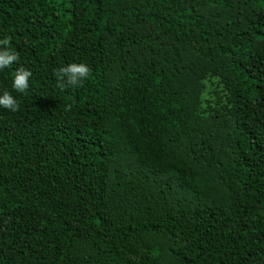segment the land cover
<instances>
[{"label": "trees", "instance_id": "1", "mask_svg": "<svg viewBox=\"0 0 264 264\" xmlns=\"http://www.w3.org/2000/svg\"><path fill=\"white\" fill-rule=\"evenodd\" d=\"M7 37L0 264H264V0H0Z\"/></svg>", "mask_w": 264, "mask_h": 264}, {"label": "clouds", "instance_id": "2", "mask_svg": "<svg viewBox=\"0 0 264 264\" xmlns=\"http://www.w3.org/2000/svg\"><path fill=\"white\" fill-rule=\"evenodd\" d=\"M11 37H7L0 40V45L10 46ZM19 60V56L14 50H2L0 51V70L11 67L15 62ZM32 72L20 68L15 73L13 82V88L19 93H24L29 88V81L32 77ZM58 87L61 89L66 86L79 87L83 82L87 80L91 75L90 68L83 63H72L67 67L60 68L57 73ZM0 107L10 110L12 112L20 111V103L17 98L10 92L5 91L0 95Z\"/></svg>", "mask_w": 264, "mask_h": 264}, {"label": "rangeland", "instance_id": "3", "mask_svg": "<svg viewBox=\"0 0 264 264\" xmlns=\"http://www.w3.org/2000/svg\"><path fill=\"white\" fill-rule=\"evenodd\" d=\"M206 84V90L203 94V106L207 105V100L213 98L215 96L214 94V89H215V84L212 81H205Z\"/></svg>", "mask_w": 264, "mask_h": 264}]
</instances>
